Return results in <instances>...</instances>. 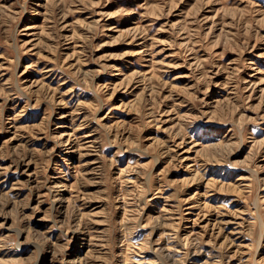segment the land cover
<instances>
[{"label": "rangeland", "instance_id": "rangeland-1", "mask_svg": "<svg viewBox=\"0 0 264 264\" xmlns=\"http://www.w3.org/2000/svg\"><path fill=\"white\" fill-rule=\"evenodd\" d=\"M0 264H264V0H0Z\"/></svg>", "mask_w": 264, "mask_h": 264}]
</instances>
